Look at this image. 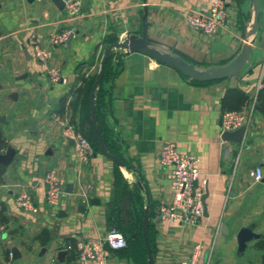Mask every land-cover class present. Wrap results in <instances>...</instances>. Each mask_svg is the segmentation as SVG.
Masks as SVG:
<instances>
[{
	"label": "crops",
	"instance_id": "0c3cea01",
	"mask_svg": "<svg viewBox=\"0 0 264 264\" xmlns=\"http://www.w3.org/2000/svg\"><path fill=\"white\" fill-rule=\"evenodd\" d=\"M65 1L0 0V155L15 151L9 164L0 162V264H71V241H96L116 224L109 211L117 169L144 215L150 207L155 264H181L198 243L205 248L203 264H264V178L253 176L257 167L264 171V112L257 103L264 90V0L252 63L240 78L198 83L144 54L114 50L102 82L101 128L109 153L124 166L102 151L81 163L51 119L66 111L74 117L69 104L82 78L98 75L106 42L141 35L147 9L148 39L197 65H223L243 46L252 0H226V26L214 35L187 21L188 14L207 11L211 0H79L82 15L75 20L68 19ZM71 29L70 39L52 43L53 35ZM32 41L48 51L46 63L35 58ZM52 66L60 67L63 81L50 82ZM79 109L91 114V101ZM235 111H252L242 144L223 139L222 117ZM167 141L199 159L208 194L206 214L195 226L157 219L159 204L173 199L159 161ZM51 169L65 181L57 207L46 201ZM22 191L33 195L36 214L18 207ZM246 227L257 237L241 246L238 233ZM107 264L132 263L111 252Z\"/></svg>",
	"mask_w": 264,
	"mask_h": 264
},
{
	"label": "built area",
	"instance_id": "2783aa9c",
	"mask_svg": "<svg viewBox=\"0 0 264 264\" xmlns=\"http://www.w3.org/2000/svg\"><path fill=\"white\" fill-rule=\"evenodd\" d=\"M67 17L70 20L79 18L81 14V2L79 0H67ZM226 0H211L207 11H195L187 15L188 23L196 30L205 35H214L226 26L227 23ZM74 30H67L53 35V44L64 43ZM35 49V58L46 63L49 53L35 41H32ZM51 83L56 84L64 80L61 69L52 66L48 69ZM253 110V109H252ZM252 111L226 112L222 117L224 131L237 130L243 126H249ZM51 119L59 127V135L65 141L72 142L76 155L81 163H88L95 154L94 147L89 139L81 131L79 123L73 119L69 111L65 113H53ZM160 164L171 181L173 199L170 203H162L156 209L157 219L171 223L197 225L204 217L203 195L205 194V181L201 180L199 159L195 155L182 152L177 144L172 141L164 142L159 153ZM253 176L255 181H262L264 171L257 167ZM64 178L56 170H49L45 176L46 201L51 207H57L65 191ZM16 203L19 208L30 214H36L38 208L33 195L28 191L18 194ZM127 239L122 231L112 226L102 238L96 241L78 240L73 246L68 245V250L74 249L78 255L80 264H107L111 251L126 248ZM204 245L196 244L190 256L181 264H203Z\"/></svg>",
	"mask_w": 264,
	"mask_h": 264
},
{
	"label": "water",
	"instance_id": "95a60500",
	"mask_svg": "<svg viewBox=\"0 0 264 264\" xmlns=\"http://www.w3.org/2000/svg\"><path fill=\"white\" fill-rule=\"evenodd\" d=\"M261 14V7H260V0H252V11L250 13V17L245 26V41L239 53L235 55V57L226 64L217 65V66H201L195 63L187 61L184 57L175 53L174 51L167 49L160 43L151 41L148 39L147 36V9L144 15L143 21V32L141 35H137L135 33H131L123 41H119L108 45L105 49L103 58L100 64V70L97 75L96 82L93 87V94L91 99V117L92 121L95 124V130L99 138L100 149L104 155L111 158L113 161H116L117 164L124 166L123 161H121L117 156L109 153L106 144L104 142L100 124H98V118L96 115V92L99 86L102 84L104 75H105V67L106 62L111 58L112 52L114 50L123 49L126 52L130 53H141L152 59L156 60L157 62L161 63L162 65H167L176 71L180 72L184 76L188 77L193 81L199 82H212L218 80H224L227 78H240L242 76L243 71L249 67L252 63V54L254 51V45L257 39V29L259 18ZM73 34L70 35L69 39L72 37ZM4 118L0 117V121H3ZM248 127L243 126L237 130L233 131H224L223 139L228 141H233V143L242 144L246 139ZM15 151L10 149L7 154L0 155V162L4 164H9L12 159L14 158ZM208 192L206 191L203 195L202 201L204 205V212L206 214V204L205 199L207 197ZM95 202V201H93ZM150 207L146 208L145 215H144V237L147 245L148 251V264H155V257L154 253L149 241V216ZM228 228L226 225L222 226V231L228 233ZM251 227L242 228L238 233V241L241 246L251 240L256 238L255 234L251 233ZM17 250L13 251L14 256H17ZM64 254V253H61Z\"/></svg>",
	"mask_w": 264,
	"mask_h": 264
},
{
	"label": "trees",
	"instance_id": "16d2710c",
	"mask_svg": "<svg viewBox=\"0 0 264 264\" xmlns=\"http://www.w3.org/2000/svg\"><path fill=\"white\" fill-rule=\"evenodd\" d=\"M115 40H108L106 42V46L116 43ZM116 51L112 52L111 58L106 62L105 67V77L110 73L113 68V60ZM184 57V56H182ZM187 61L191 62L189 59L184 57ZM97 75H92L88 77L82 78V85L75 92V98L73 103H70V108L73 110V119H76L79 123L81 131L84 135L89 139L92 143L95 152L101 151L99 138L96 133L94 123L92 121V117L90 113H85L84 115L81 113L79 107L80 105H88L90 104L93 87L96 82ZM242 103L245 104L249 97L246 94H243ZM103 101V84L98 88L96 92V115L98 118V124H100L101 128V105ZM257 103L259 104L261 110L264 112V90L260 91L259 96L257 98ZM102 136L104 142L106 143L105 136L103 134V129L101 128ZM107 144V143H106ZM115 188H116V202L112 204L110 207L109 215L116 216L115 223L119 225L121 228L120 231L125 235L128 245L126 248L111 251L113 253H117L119 256L127 258L132 264H148V251L147 245L144 237V206L139 204L140 198L134 195L132 190L129 188V184L125 179L122 172L117 169L115 172ZM151 217V212H150ZM152 218V217H151ZM151 218L149 222V241L155 255V238L152 230ZM116 227V226H115ZM41 238L43 241H47L49 238V233L45 231L42 234ZM76 242L71 241L69 245H74ZM68 262L71 264H76L78 261V255L74 249H70Z\"/></svg>",
	"mask_w": 264,
	"mask_h": 264
},
{
	"label": "rangeland",
	"instance_id": "374dc122",
	"mask_svg": "<svg viewBox=\"0 0 264 264\" xmlns=\"http://www.w3.org/2000/svg\"><path fill=\"white\" fill-rule=\"evenodd\" d=\"M113 226H116V227L119 228V229L121 228V227H120L119 225H117V224H114Z\"/></svg>",
	"mask_w": 264,
	"mask_h": 264
}]
</instances>
